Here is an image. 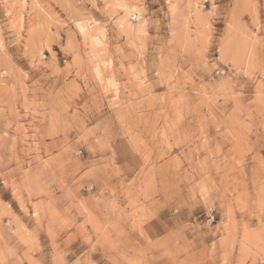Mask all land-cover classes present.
I'll return each instance as SVG.
<instances>
[{
	"label": "rangeland",
	"instance_id": "rangeland-1",
	"mask_svg": "<svg viewBox=\"0 0 264 264\" xmlns=\"http://www.w3.org/2000/svg\"><path fill=\"white\" fill-rule=\"evenodd\" d=\"M0 264H264V0H0Z\"/></svg>",
	"mask_w": 264,
	"mask_h": 264
},
{
	"label": "crops",
	"instance_id": "crops-1",
	"mask_svg": "<svg viewBox=\"0 0 264 264\" xmlns=\"http://www.w3.org/2000/svg\"><path fill=\"white\" fill-rule=\"evenodd\" d=\"M0 246H1L2 255H9L10 246L8 245V243L1 242Z\"/></svg>",
	"mask_w": 264,
	"mask_h": 264
}]
</instances>
